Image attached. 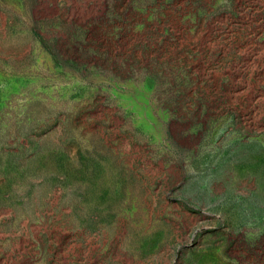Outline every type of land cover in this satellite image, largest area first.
Wrapping results in <instances>:
<instances>
[{"label":"rangeland","instance_id":"obj_1","mask_svg":"<svg viewBox=\"0 0 264 264\" xmlns=\"http://www.w3.org/2000/svg\"><path fill=\"white\" fill-rule=\"evenodd\" d=\"M0 264H264V0H0Z\"/></svg>","mask_w":264,"mask_h":264}]
</instances>
